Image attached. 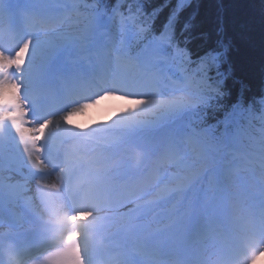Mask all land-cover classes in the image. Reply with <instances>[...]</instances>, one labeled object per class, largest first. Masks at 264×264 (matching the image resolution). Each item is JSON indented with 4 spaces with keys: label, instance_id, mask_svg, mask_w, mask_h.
Wrapping results in <instances>:
<instances>
[{
    "label": "snow or ice",
    "instance_id": "6c2138e0",
    "mask_svg": "<svg viewBox=\"0 0 264 264\" xmlns=\"http://www.w3.org/2000/svg\"><path fill=\"white\" fill-rule=\"evenodd\" d=\"M152 2L43 0L29 24L11 34L14 43L0 41V157L15 158L9 185L0 181V196L22 203L42 224L47 216H54L61 226L79 229L109 219L99 213L105 210L102 201L111 191L108 181L113 174L150 176L139 187L143 204L136 207L147 216L153 208L173 205L170 216L183 220L190 213L193 193L200 199L210 176L216 177V192H222L239 160L255 150L251 130L257 119L259 168L264 177V84L253 92L235 79L225 40L217 38L204 50H193L196 37L186 33L194 26L195 10L177 33L181 13L195 0H163L157 7H151ZM170 5L167 21L157 32L156 21ZM102 29L110 30L113 37L105 52L95 40ZM199 38L206 41L203 33ZM92 49L100 53L99 59L85 64L80 57ZM166 73L180 83L163 86L157 78ZM69 79L92 84L102 80L104 85L92 94L78 95L57 118L33 116L39 95L54 81ZM151 84L159 85V90H145ZM109 97L136 103L110 122L73 123L76 114ZM117 120L123 121L119 142L103 160L93 157L85 141L98 129L113 130ZM157 132L163 136L153 142L150 137ZM140 149L164 161L155 176L148 158L140 157L136 165ZM18 180L23 183L13 189ZM73 186L77 195L66 197ZM127 209L122 201L115 211L127 214ZM217 211L216 204L206 205L201 219L207 225ZM211 231L210 226L194 229L186 242L208 237ZM151 240H145L146 248ZM259 255L255 251L248 264ZM95 257L80 231H68L60 244L49 245L48 251L32 259L37 264H94Z\"/></svg>",
    "mask_w": 264,
    "mask_h": 264
},
{
    "label": "trees",
    "instance_id": "16d2710c",
    "mask_svg": "<svg viewBox=\"0 0 264 264\" xmlns=\"http://www.w3.org/2000/svg\"><path fill=\"white\" fill-rule=\"evenodd\" d=\"M159 1V4L157 3ZM159 6L163 0H153ZM264 0H196L183 18L196 12L191 47L203 50L217 38L230 39V61L235 76L259 91L264 76ZM262 10V11H261ZM205 34L206 41L199 38Z\"/></svg>",
    "mask_w": 264,
    "mask_h": 264
},
{
    "label": "bare ground",
    "instance_id": "6f19581e",
    "mask_svg": "<svg viewBox=\"0 0 264 264\" xmlns=\"http://www.w3.org/2000/svg\"><path fill=\"white\" fill-rule=\"evenodd\" d=\"M170 8H171V6H169ZM262 10H264L263 9V6H262V8H261ZM261 10V11H262ZM264 17V16H263ZM263 27H264V24H263ZM221 39V38H220ZM222 40H225V39H222ZM229 45H230V47L232 46V42H231V40L230 39H227V40H225ZM10 156H12V154L10 155ZM23 183V182H22ZM259 259L261 260V261H264V253H262V255L259 257Z\"/></svg>",
    "mask_w": 264,
    "mask_h": 264
},
{
    "label": "clouds",
    "instance_id": "9594fccd",
    "mask_svg": "<svg viewBox=\"0 0 264 264\" xmlns=\"http://www.w3.org/2000/svg\"><path fill=\"white\" fill-rule=\"evenodd\" d=\"M101 102H103V101H101ZM96 119H99V117H95ZM139 159H140V154L138 153L137 154V161L139 162Z\"/></svg>",
    "mask_w": 264,
    "mask_h": 264
}]
</instances>
